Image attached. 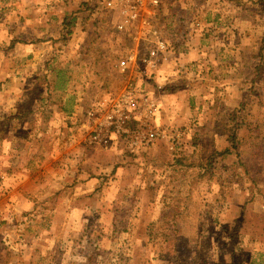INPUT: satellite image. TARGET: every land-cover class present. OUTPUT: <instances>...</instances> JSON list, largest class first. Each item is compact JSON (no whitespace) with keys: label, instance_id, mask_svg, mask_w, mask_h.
<instances>
[{"label":"rangeland","instance_id":"obj_1","mask_svg":"<svg viewBox=\"0 0 264 264\" xmlns=\"http://www.w3.org/2000/svg\"><path fill=\"white\" fill-rule=\"evenodd\" d=\"M164 2L165 19L159 21H176V32L179 25L186 33L193 19L214 25L212 33L201 31L199 46L208 56L206 67L212 71L218 64L222 74L190 82L194 92L182 82L188 80L176 81L181 88L177 100L168 96V85L162 91L149 87L158 106L153 123L146 128L137 122L123 125L141 129L136 148L108 121L98 144H85V111L125 88L117 57L133 48L116 32L118 15L111 19L104 12L98 47L115 58L105 65L108 87H92L89 66L76 55L68 62L74 89L53 108L62 116V127L52 129L48 120H37L34 126H41L42 135L36 136L28 129L30 120L9 118L17 106L0 108V264H264V104L247 100L228 108L223 102L229 91L251 98L259 88L251 80L264 76V49L259 53L264 5H244L245 11L223 0ZM233 15L242 21L239 25ZM254 16L260 28L248 34L257 26H251ZM238 46L249 53L235 54ZM183 74L194 77L188 68L177 77ZM108 105L100 116L113 111ZM227 121L235 133L215 136L216 124ZM251 124L257 129L247 128ZM19 126L29 132L19 135L22 141L6 134ZM156 129L163 137L146 145L142 137ZM40 154L43 167L37 163ZM210 158L212 177L200 178L196 165ZM27 169L52 184L40 182L32 190ZM255 178L259 181L252 184Z\"/></svg>","mask_w":264,"mask_h":264},{"label":"crops","instance_id":"obj_2","mask_svg":"<svg viewBox=\"0 0 264 264\" xmlns=\"http://www.w3.org/2000/svg\"><path fill=\"white\" fill-rule=\"evenodd\" d=\"M260 1L258 4L264 5V0ZM97 2L98 0H0V108L3 106L8 108L17 106L19 109L17 114H14V111L9 118L18 122L20 120H30L31 123L28 129L33 135L38 136L41 134V126L37 129L34 126L37 120L42 122L48 120L52 129H54L53 127H62V116L60 112L53 110V108L60 106L62 98L66 97L72 91V88L74 89L75 79L71 76L72 67L68 64L69 60L77 57V49L86 39L93 37L94 30H96L95 33L98 32L97 27L102 22L103 12L101 11V6L97 7ZM244 8L245 11H249L247 6H244ZM95 11H98V13L93 15L92 13ZM242 16L240 15L239 18L242 19ZM246 17L248 16L244 15L242 20L247 19ZM254 17H251V26L252 24L257 26H253V31H248V34L257 32L254 31L256 29L259 31V22L264 21V17L260 21L257 18L258 16L255 19ZM110 18L112 19L113 15H110ZM231 20L235 25H239L242 22L234 15L233 17L231 16ZM70 21H74V26L71 28L72 35L64 43L62 37L68 30L65 29V25ZM203 22L208 21H197V29H193L192 32L186 30V33H181L182 29L179 25L177 26V31L183 34L186 40L181 37L178 48L175 47L174 50L169 51L160 66L159 87H156L159 88L157 90L162 91L168 85L167 88L169 87L168 90L171 93L168 96L171 97V100H177L180 93V82L175 83L176 81L180 79L188 80V82H182L188 84L190 90L193 86L190 82L199 80L204 74H209L210 79L217 78L222 74V69H220L222 66L218 64L214 65L212 71L211 68L206 67L208 65L206 63L208 56H205L203 52L205 50H200L201 47L199 46L200 37L205 35L201 33ZM241 34L240 32L237 35L241 36ZM259 34L264 39V30L259 32ZM263 41H261V44L264 45ZM180 47L182 49H179ZM262 47L259 53L264 49ZM246 53L243 52L240 46L235 52L237 55ZM59 60L62 61L59 62ZM83 63L84 61L81 64ZM260 63H264V61L262 60L261 62L260 60ZM85 64L87 65L86 69H88V64L86 62ZM182 65H186L187 67L185 68L190 69L194 77L186 74L177 77V74H180L185 69L181 68ZM58 72H63V74L59 76ZM191 77L194 79H190ZM260 79L263 80L264 77L258 80ZM261 80L257 81L253 78L251 80L252 83L259 82V88L261 86L253 97L250 98L239 90L235 92L229 91L225 94L223 102H227V107L228 105L235 107V105L245 103L247 100V102L256 104L262 102L264 104V81ZM171 83L172 85H170ZM239 108L237 111L233 110L232 116L241 110ZM54 111L57 114H54ZM50 117L53 118L49 122ZM18 128L20 132H7L6 134L10 138L15 136V138H19L22 141L19 135L25 134L28 129L26 126H19ZM2 134L3 132L1 131L0 135ZM214 135L219 136V133L214 132ZM35 141L38 142L37 138ZM37 163L40 167H43L42 154H40V158H37ZM31 165L33 163L29 166ZM27 170L29 171V169ZM33 174L34 172L29 171L32 190L36 189L40 182H46V185L52 184L51 180L40 181L39 178L35 179ZM38 174H40V171H38ZM245 177L248 178V175H245ZM258 181L259 179L256 178L252 180L255 183Z\"/></svg>","mask_w":264,"mask_h":264},{"label":"built area","instance_id":"obj_3","mask_svg":"<svg viewBox=\"0 0 264 264\" xmlns=\"http://www.w3.org/2000/svg\"><path fill=\"white\" fill-rule=\"evenodd\" d=\"M99 1H101V11L106 12L107 16L118 15L119 19L115 20L116 32L124 36L125 42L133 48L117 57L116 70L121 75L125 88L116 97H104L102 104L94 101L87 107L85 113L88 121L84 129L88 132L84 139L85 144L91 147L98 144L99 137L103 133L102 125L109 122L116 126L118 133H122L121 138L131 137V147L136 148L139 144L138 131L141 129L124 128L123 125L127 122H137L146 128L153 123L158 106L150 97L148 88L152 85L159 87L160 66L165 55L175 47L178 48L181 37L186 38L173 30L176 21L168 23L159 21L165 19L162 16L163 0ZM196 22L195 19L191 20L188 26L189 32L197 29ZM213 27L212 23L203 22L202 31L208 29L206 32L212 33ZM107 104H109L108 109L113 107V111L100 116ZM162 137V131L156 129L148 135V138L145 136L142 138L145 144L149 145Z\"/></svg>","mask_w":264,"mask_h":264},{"label":"trees","instance_id":"obj_4","mask_svg":"<svg viewBox=\"0 0 264 264\" xmlns=\"http://www.w3.org/2000/svg\"><path fill=\"white\" fill-rule=\"evenodd\" d=\"M223 1L225 3H228V4L241 6L242 9H245L243 6L246 5L247 3H249V4H257V3L261 2L260 0H223ZM164 3L165 2L163 0V4ZM97 4H98V6H101L100 3H99V0H98ZM72 26H74V21H70L68 24L65 25V29L66 30L68 29V30L66 31L67 33L63 34V37H62V41L64 43H66L67 40L72 35V32H71ZM94 31L96 32V30H94ZM187 31H188V29H187ZM95 32L92 35L93 37H90V38L86 39L82 43V45L77 49V52H78L77 55L79 56V59L81 61H85L88 64V66H89L90 74H92V82H91L92 83V87H95V85H97L96 87H98V88L99 87L106 88V87H108L110 85V80L108 78H106V76H105L104 71H106V68H107V67L105 68V65L109 64L111 66L112 63L115 62V58H114V56H111L110 58L106 57V55L103 52V50H101L98 47V45L102 42L104 36H103V34H100L98 32L95 33ZM255 69H256V71L258 73L261 72V70L258 69V66L255 67ZM61 74H63V72H58L59 76H61ZM261 77H264V76H261ZM260 80H257V81H260ZM261 81H264V79L261 80ZM260 88L258 90H260ZM258 90H257V92H258ZM259 104H263V103L259 102ZM216 125H217L215 127L216 128V133L220 134V133H227L228 132L229 134H227V135H230V136H232V134L235 133V131L233 129H231L228 121L227 122H222V123H219V124H216ZM238 128H239V124L237 125V129ZM247 128H251L250 130H256L257 129V125L251 124V127L247 126ZM234 129H235V126H234ZM253 135H255V132H254ZM257 136L258 135H256L254 138H256ZM225 152L229 153L227 150H225ZM213 166H214V163H213V159H211V158L209 159L207 164H203V163L197 164L196 167H197V169L199 171L198 172L199 173L198 176L200 178L205 177V176H209L211 178L213 170H214ZM175 167H177V166H175ZM242 167L244 169V173H245L244 175H249V172H248L246 166L242 165ZM235 176H237V175L235 174ZM253 183H255V182H253ZM222 198H223V194H222ZM174 226H177L176 222L174 223ZM214 262H219V261H214Z\"/></svg>","mask_w":264,"mask_h":264}]
</instances>
